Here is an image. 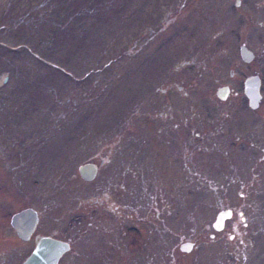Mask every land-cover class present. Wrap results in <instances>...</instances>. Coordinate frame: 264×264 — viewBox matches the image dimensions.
<instances>
[{
	"label": "rangeland",
	"instance_id": "obj_1",
	"mask_svg": "<svg viewBox=\"0 0 264 264\" xmlns=\"http://www.w3.org/2000/svg\"><path fill=\"white\" fill-rule=\"evenodd\" d=\"M29 206L57 264H264V0H0V262Z\"/></svg>",
	"mask_w": 264,
	"mask_h": 264
},
{
	"label": "water",
	"instance_id": "obj_2",
	"mask_svg": "<svg viewBox=\"0 0 264 264\" xmlns=\"http://www.w3.org/2000/svg\"><path fill=\"white\" fill-rule=\"evenodd\" d=\"M239 55L244 62H249L254 54L244 44L239 46ZM6 76H3L5 81ZM260 79L257 74L247 76L243 81V93L247 98L250 108H256L260 100L259 93ZM228 87L222 85L217 87L215 94L218 98L224 99L227 95ZM79 175L84 180H91L96 173V165L92 162H85L78 167ZM230 216V209L219 210L212 222V227L218 230L222 227L224 219ZM37 221V212L32 207H25L14 212L10 217V224L16 230L19 237L27 239L32 233ZM192 246L191 241L182 242L179 248L188 251ZM69 244L65 240L41 235L36 239L33 248L26 255L21 264H57L58 258L68 250Z\"/></svg>",
	"mask_w": 264,
	"mask_h": 264
},
{
	"label": "flooded vegetation",
	"instance_id": "obj_3",
	"mask_svg": "<svg viewBox=\"0 0 264 264\" xmlns=\"http://www.w3.org/2000/svg\"><path fill=\"white\" fill-rule=\"evenodd\" d=\"M96 172H97V167H96ZM230 214H231V211H230ZM37 222H38V214H37V221H36L35 227H34L32 233L29 235V237L27 239H23V238L19 237L17 235V233H16V230L10 224V226H11L13 232H14L13 240H14L15 244L12 245V246H10L11 248H9V249H7L5 251V253H7V256L5 257L6 260H3L2 262H0V264H10V262L7 260L8 258L10 259L11 264H13L14 261L16 262V260H17L16 264H21V262L24 260V258L26 257V255L31 251L30 250L27 254L24 253L23 244L25 242L32 240L33 241V246H34V243H35L36 239H38L41 235L53 237L52 235L40 234L39 232L35 231ZM9 223H10V219H9ZM54 238H56V237H54ZM11 239H12V237H11ZM33 246H32V248H33Z\"/></svg>",
	"mask_w": 264,
	"mask_h": 264
},
{
	"label": "trees",
	"instance_id": "obj_4",
	"mask_svg": "<svg viewBox=\"0 0 264 264\" xmlns=\"http://www.w3.org/2000/svg\"><path fill=\"white\" fill-rule=\"evenodd\" d=\"M57 25H58V24H57ZM67 25H68V22H67ZM62 26H63L62 24L58 25V27H62ZM72 27L75 28V26H73V25H72ZM83 30H84L83 27H82V28L78 27V31H76V32H74V33H80V32L83 31Z\"/></svg>",
	"mask_w": 264,
	"mask_h": 264
},
{
	"label": "bare ground",
	"instance_id": "obj_5",
	"mask_svg": "<svg viewBox=\"0 0 264 264\" xmlns=\"http://www.w3.org/2000/svg\"><path fill=\"white\" fill-rule=\"evenodd\" d=\"M59 259V258H58Z\"/></svg>",
	"mask_w": 264,
	"mask_h": 264
}]
</instances>
